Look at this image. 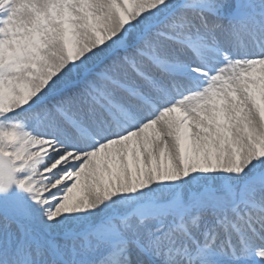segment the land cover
Here are the masks:
<instances>
[{
    "label": "snow or ice",
    "instance_id": "obj_1",
    "mask_svg": "<svg viewBox=\"0 0 264 264\" xmlns=\"http://www.w3.org/2000/svg\"><path fill=\"white\" fill-rule=\"evenodd\" d=\"M0 264H264V0H0Z\"/></svg>",
    "mask_w": 264,
    "mask_h": 264
}]
</instances>
